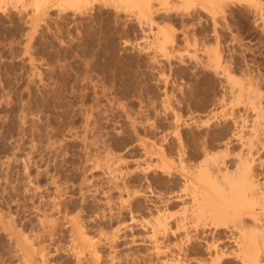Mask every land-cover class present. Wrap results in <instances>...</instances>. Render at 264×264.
I'll list each match as a JSON object with an SVG mask.
<instances>
[{
	"label": "rangeland",
	"instance_id": "374dc122",
	"mask_svg": "<svg viewBox=\"0 0 264 264\" xmlns=\"http://www.w3.org/2000/svg\"><path fill=\"white\" fill-rule=\"evenodd\" d=\"M58 2L0 3V264H209L176 221L247 142L263 182L264 0Z\"/></svg>",
	"mask_w": 264,
	"mask_h": 264
},
{
	"label": "bare ground",
	"instance_id": "6f19581e",
	"mask_svg": "<svg viewBox=\"0 0 264 264\" xmlns=\"http://www.w3.org/2000/svg\"><path fill=\"white\" fill-rule=\"evenodd\" d=\"M2 1H4V0H0V3ZM42 1H50V0H35L36 11L39 10ZM58 1L59 2L57 3V6H64V5H68V4L75 5V4H78L79 2H82V0H58ZM131 1L140 3V1H142V0H131ZM145 1H148V0H145ZM183 1L187 7L195 6L196 2H197V0H183ZM82 3H84V2H82ZM80 6L81 5H79V7ZM138 7H141V6H138ZM157 15H159V14H157ZM142 23H141V25H142ZM167 33H168V35L166 34L165 36L163 34L164 38L166 37V39H167V37L169 35L172 38V34H170L169 32H167ZM169 37H168V39H169ZM240 143L241 142H239V144ZM258 143H261V142H258ZM245 144H247V145L241 146V145H243V143H242L240 145L241 146L240 148L246 147L245 148L246 150L244 149L246 153L243 154L242 150L239 151V154L242 153L243 155H242V157L239 156V158H238L239 160L236 158V161H238V162L235 163V166H233V167H235V169L233 168L234 170H231V166L229 168L228 165L224 164L225 161H223V163H221L223 167H221V164L220 165L214 164V165H217L214 168H213V166H214L213 164L208 165V168L210 166V168H212V169H210V168L205 169L204 165H203L202 169H204V170H202L200 168L201 166L199 165L200 170L196 171L197 173L195 172V177L192 176L189 180L187 179L189 182L188 184H190V188L193 189L192 195H193L194 200L192 199L191 195L189 194V191H188V194L190 196L187 195V193H186V195H184L183 199L187 198V197H189V199H190V197H191V199H190V200H192L191 205L197 204V205H194V208L197 210V211L194 210V211H196V213L193 212L192 207H191L192 209L190 208L191 209L190 211H192L191 216H193L194 219L196 216V219H195L196 221L194 222V220H193L194 223L190 224L188 222V221H190L189 218H187L185 216V219L180 218V222L176 221L177 228H175V229H177V231L181 230V232H182L183 230L186 231L188 227H191V228L195 229L196 231L200 230V232H202L201 234H203L204 232L206 233V231L208 233V230H209L212 233H215V234L219 233V235H221V237L223 238L222 240H220V239L218 240V238H217V240H214V239H216V238H214L216 236H214L213 237L214 239H212V241H210L209 244H207V242H206V239H205L206 237H203V236L201 238H200V236L198 237V240L200 242L202 241L205 243L204 244V245H206L205 251L208 254H211L212 253L211 251L214 252V254H213L214 256L212 255L213 258L211 259L209 257L211 259L209 264H235L236 262H238L240 264H264V179H263V182L260 181V179H258V176L260 175V173L258 175L254 171V166L256 165V164L254 165V163H255L254 154H255V151L259 147L254 151L253 146L255 143L252 144V142H247ZM261 149H264V147ZM253 151H254V153H253ZM258 151H259V149L256 152H258ZM236 156H237V154H236ZM240 157H241V159H240ZM262 160L263 159H261L260 163H258V162L257 163L259 164L260 168H262V170H263L264 164H263ZM229 162H231V161H229ZM214 163H216V162H214ZM218 163H220V162H218ZM205 167H206V165H205ZM192 174H194V173H192ZM263 174H264V172H263ZM263 174H262V177H263ZM259 177H261V176H259ZM261 180H262V178H261ZM186 183H187V181H186ZM185 196H187V197H185ZM177 198L178 197H176L174 199H177ZM183 201L181 200V202H183ZM193 201H195L196 203H194ZM166 202H168V201H166ZM185 204H186V202H185ZM185 208H183V209H185ZM186 210H188V208H186ZM181 214H183V213H181ZM181 219H183V220H181ZM162 225H164V224H162ZM188 233L186 234V236L190 239L191 236H189ZM206 234H204V235H206ZM195 236L197 237L196 234H195ZM210 240H211V237H210ZM191 241H192V238H191ZM196 241H197V239H196ZM192 243H193V241H192ZM197 243L199 244V242H197ZM220 245H221V247H220L221 249L219 248ZM196 247H197V245H196ZM179 250H181V248H179ZM194 250H197V249H194ZM182 251H183V249H182ZM182 251H180V253H182ZM203 252H204V250H203ZM183 254L184 253H182V255ZM200 254H202V253H200ZM185 258H187V256ZM188 260L189 259H187V262H188ZM180 261H182V260H180ZM180 261L177 259L175 261V264H183V261H182V263ZM205 262L207 263L206 260H205ZM198 263H200V262H198ZM206 263H203V264H206ZM195 264H197V263H195Z\"/></svg>",
	"mask_w": 264,
	"mask_h": 264
}]
</instances>
